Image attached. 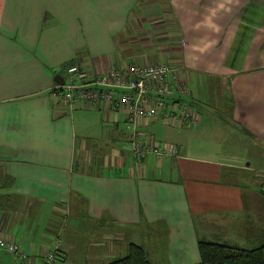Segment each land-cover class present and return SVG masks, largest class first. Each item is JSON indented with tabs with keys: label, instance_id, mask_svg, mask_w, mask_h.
<instances>
[{
	"label": "crops",
	"instance_id": "0c3cea01",
	"mask_svg": "<svg viewBox=\"0 0 264 264\" xmlns=\"http://www.w3.org/2000/svg\"><path fill=\"white\" fill-rule=\"evenodd\" d=\"M133 60L187 71L201 121L138 129L175 155L137 160L125 113L54 96L73 63ZM263 167L264 0H0V233L33 264L53 246L58 264H108L131 243L197 264L202 240L264 244Z\"/></svg>",
	"mask_w": 264,
	"mask_h": 264
},
{
	"label": "built area",
	"instance_id": "2783aa9c",
	"mask_svg": "<svg viewBox=\"0 0 264 264\" xmlns=\"http://www.w3.org/2000/svg\"><path fill=\"white\" fill-rule=\"evenodd\" d=\"M190 92L187 71L179 62L133 60L102 73H93L73 63L65 72L64 83L56 86L54 96L70 107L81 103L102 104L114 114L125 113L128 149L141 160L148 154L163 158L177 153L174 144L141 137L138 129L143 122L162 120L167 124L193 126L201 121L200 113L187 99ZM0 250L15 254L20 264H33L21 243L5 233H0ZM58 252V246L47 249L42 264H58Z\"/></svg>",
	"mask_w": 264,
	"mask_h": 264
},
{
	"label": "trees",
	"instance_id": "16d2710c",
	"mask_svg": "<svg viewBox=\"0 0 264 264\" xmlns=\"http://www.w3.org/2000/svg\"><path fill=\"white\" fill-rule=\"evenodd\" d=\"M201 261L197 264H264V244L252 248L202 240L199 243ZM59 256V252H58ZM108 264H153L144 247L131 243L125 256Z\"/></svg>",
	"mask_w": 264,
	"mask_h": 264
},
{
	"label": "rangeland",
	"instance_id": "374dc122",
	"mask_svg": "<svg viewBox=\"0 0 264 264\" xmlns=\"http://www.w3.org/2000/svg\"><path fill=\"white\" fill-rule=\"evenodd\" d=\"M205 101V100H204ZM204 101H202V105H201V107H202V109H203V111H204V113H205V115L206 114H209L210 113V109H209V106L204 102ZM212 108V107H211ZM222 112V111H221ZM109 118H110V114H109ZM159 126H162V125H159ZM189 127H191V126H189ZM170 128V127H169ZM160 134V133H159ZM155 135H157V137H159V135L158 134H155ZM89 154L91 155V153H90V150H89ZM93 154V153H92ZM257 163H260V161L258 160L257 161ZM5 250H0V254L4 257V256H7V257H9V258H11V254H13V253H10V252H4ZM13 255H15V254H13ZM16 256V255H15ZM16 258H17V256H16ZM17 260H18V258H17Z\"/></svg>",
	"mask_w": 264,
	"mask_h": 264
},
{
	"label": "water",
	"instance_id": "95a60500",
	"mask_svg": "<svg viewBox=\"0 0 264 264\" xmlns=\"http://www.w3.org/2000/svg\"><path fill=\"white\" fill-rule=\"evenodd\" d=\"M57 77H60V81H59V82L63 84V83H64V76H62V75L60 74V75H58Z\"/></svg>",
	"mask_w": 264,
	"mask_h": 264
}]
</instances>
